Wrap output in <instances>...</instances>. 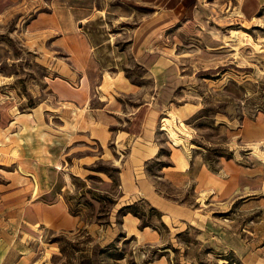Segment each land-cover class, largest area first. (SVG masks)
Returning a JSON list of instances; mask_svg holds the SVG:
<instances>
[{
    "label": "rangeland",
    "instance_id": "rangeland-1",
    "mask_svg": "<svg viewBox=\"0 0 264 264\" xmlns=\"http://www.w3.org/2000/svg\"><path fill=\"white\" fill-rule=\"evenodd\" d=\"M201 9L0 0V127L45 129L32 199L42 186L76 215L30 226L38 264H264V8ZM150 111L152 152L134 156L116 137ZM135 201L140 217L117 212Z\"/></svg>",
    "mask_w": 264,
    "mask_h": 264
},
{
    "label": "crops",
    "instance_id": "crops-1",
    "mask_svg": "<svg viewBox=\"0 0 264 264\" xmlns=\"http://www.w3.org/2000/svg\"><path fill=\"white\" fill-rule=\"evenodd\" d=\"M124 1L153 6L161 13V20L171 23L179 18L197 16L202 12L203 2L211 0ZM214 1L219 2L212 0ZM222 1L226 6L231 2L235 3L243 17L254 16L264 8V0ZM153 116L151 111L146 115V123L138 133H130V131L125 132V136L120 134L116 137L118 141L124 143L127 140V144L132 145L131 152L134 156L138 154L143 158L152 152L150 140ZM14 124V121H11L10 125ZM91 136L99 144L111 138L109 131L104 128H97L96 134ZM56 141L60 139L56 138ZM28 144L36 147L32 157L25 153ZM44 146L45 129L42 126L36 128V133L31 137L27 135L22 124L17 127L8 125L0 127V264H38L25 241L28 233H33L30 226H45L46 221L52 222L53 225L48 226L52 229H71L76 225V215L69 213L63 203L58 201L46 203L39 196L44 192L42 186L37 190L38 196L32 199L37 181L41 182L44 179L46 168ZM13 147L18 151L17 156L11 154ZM125 175V170H122L120 176Z\"/></svg>",
    "mask_w": 264,
    "mask_h": 264
},
{
    "label": "trees",
    "instance_id": "trees-1",
    "mask_svg": "<svg viewBox=\"0 0 264 264\" xmlns=\"http://www.w3.org/2000/svg\"><path fill=\"white\" fill-rule=\"evenodd\" d=\"M136 206H137L136 201L132 202L130 204H124L118 208L117 212L121 213V214L130 213L134 216L140 217L138 215V211L136 210ZM144 225H146V224H144Z\"/></svg>",
    "mask_w": 264,
    "mask_h": 264
}]
</instances>
